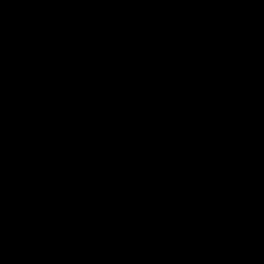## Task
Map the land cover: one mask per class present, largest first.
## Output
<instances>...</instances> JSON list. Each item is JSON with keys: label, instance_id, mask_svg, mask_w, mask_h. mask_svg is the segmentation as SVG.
<instances>
[{"label": "flooded vegetation", "instance_id": "1", "mask_svg": "<svg viewBox=\"0 0 264 264\" xmlns=\"http://www.w3.org/2000/svg\"><path fill=\"white\" fill-rule=\"evenodd\" d=\"M0 46L84 88L130 162L264 264V0H0Z\"/></svg>", "mask_w": 264, "mask_h": 264}, {"label": "rangeland", "instance_id": "2", "mask_svg": "<svg viewBox=\"0 0 264 264\" xmlns=\"http://www.w3.org/2000/svg\"><path fill=\"white\" fill-rule=\"evenodd\" d=\"M44 74L0 46L2 234L26 217V262L251 264L220 221L176 195L150 162L129 161L128 143L115 141L84 88Z\"/></svg>", "mask_w": 264, "mask_h": 264}, {"label": "trees", "instance_id": "3", "mask_svg": "<svg viewBox=\"0 0 264 264\" xmlns=\"http://www.w3.org/2000/svg\"><path fill=\"white\" fill-rule=\"evenodd\" d=\"M7 168V159L4 157V153L0 148V264L6 262V264H30L25 260V254L28 248V229L25 225V218L21 221L11 220L7 223L5 231L2 234L3 219L5 212V200L7 197V187L4 179V175ZM20 227L21 237L18 234V228ZM26 250V251H24ZM6 257L5 259L1 257ZM3 259V260H2Z\"/></svg>", "mask_w": 264, "mask_h": 264}, {"label": "water", "instance_id": "4", "mask_svg": "<svg viewBox=\"0 0 264 264\" xmlns=\"http://www.w3.org/2000/svg\"><path fill=\"white\" fill-rule=\"evenodd\" d=\"M3 264H6V262H3Z\"/></svg>", "mask_w": 264, "mask_h": 264}]
</instances>
